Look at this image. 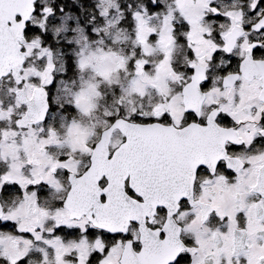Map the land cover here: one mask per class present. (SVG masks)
I'll use <instances>...</instances> for the list:
<instances>
[{
	"label": "snow or ice",
	"instance_id": "obj_1",
	"mask_svg": "<svg viewBox=\"0 0 264 264\" xmlns=\"http://www.w3.org/2000/svg\"><path fill=\"white\" fill-rule=\"evenodd\" d=\"M0 264H264V0H0Z\"/></svg>",
	"mask_w": 264,
	"mask_h": 264
}]
</instances>
